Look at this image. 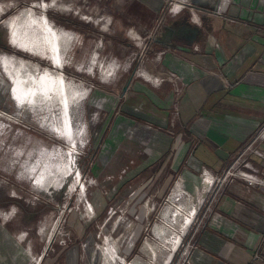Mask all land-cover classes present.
<instances>
[{"label": "rangeland", "instance_id": "obj_1", "mask_svg": "<svg viewBox=\"0 0 264 264\" xmlns=\"http://www.w3.org/2000/svg\"><path fill=\"white\" fill-rule=\"evenodd\" d=\"M193 1L0 0V264H184L259 197L212 172L204 197L176 184L189 78L166 58L198 55L167 25Z\"/></svg>", "mask_w": 264, "mask_h": 264}, {"label": "crops", "instance_id": "obj_2", "mask_svg": "<svg viewBox=\"0 0 264 264\" xmlns=\"http://www.w3.org/2000/svg\"><path fill=\"white\" fill-rule=\"evenodd\" d=\"M184 4L188 9L174 14L167 26L172 32L178 31L180 48L192 49L198 62L184 59L174 51L177 57L168 55L166 64L181 77L189 78L181 122L183 141L189 145L183 146L178 165L181 168L185 162L191 172H183L176 184L196 192L210 184V172L218 175L226 170L250 136L264 124V0H194ZM182 7L181 4L178 9ZM190 31L192 39L187 40L186 32ZM190 106L192 113L187 110ZM165 140L164 137L159 143ZM168 141L164 146L157 145L158 150L164 151L159 152L160 156L167 154V165L175 151L173 138ZM255 158L249 159L264 168V163ZM201 167L205 168L204 174L198 176ZM259 193V197L255 193L257 199L252 202H248L251 198L242 200L243 211L237 217L234 211L231 213L234 207L228 208L226 212L233 222L202 231L191 259L186 260L188 264H261L254 260L264 229V191ZM237 225L244 229L242 238L234 235ZM170 259L166 257L165 263Z\"/></svg>", "mask_w": 264, "mask_h": 264}, {"label": "built area", "instance_id": "obj_3", "mask_svg": "<svg viewBox=\"0 0 264 264\" xmlns=\"http://www.w3.org/2000/svg\"><path fill=\"white\" fill-rule=\"evenodd\" d=\"M253 156L259 158L264 163V124L260 126L252 140L234 157L230 166L221 174L216 175V180L224 183L226 181L241 179L249 186L264 191V168L255 165L249 159ZM215 220V225L218 228L222 227L226 222L220 214L215 217ZM234 235L241 238L244 236V229L241 225L235 227ZM254 260L264 264V229L261 232V239L254 254ZM188 263L189 261H184V264Z\"/></svg>", "mask_w": 264, "mask_h": 264}, {"label": "bare ground", "instance_id": "obj_4", "mask_svg": "<svg viewBox=\"0 0 264 264\" xmlns=\"http://www.w3.org/2000/svg\"><path fill=\"white\" fill-rule=\"evenodd\" d=\"M49 72V71H48ZM57 73V72H56ZM52 75V74H51ZM56 75V78L54 77V79H53V82L54 83H56V87H59V86H61V84H59V77L60 78H62V74L61 73H59L58 72V74H55ZM45 76V75H44ZM53 76V75H52ZM51 76V77H52ZM52 83V81H49V83ZM53 84V83H52ZM53 86V85H52ZM61 88H62V86H61ZM54 89V88H53ZM30 92V91H29ZM29 92H27V93H29ZM34 92V91H33ZM209 177V176H208ZM206 178V177H205ZM213 182H214V178H213V180H212V178H211V182H209L210 184L209 185H206L205 187V194H203V196L202 197H204L207 193H208V191L210 190V187L212 186V184H213ZM201 197H200V194H199V192L197 191V199L199 200ZM198 204V203H197ZM195 212H198V209H197V207L195 208ZM194 217V216H193ZM192 218V217H191ZM191 218H188L187 220V223L183 226V228L185 229V233H186V231H187V229H189V224H190V220L189 219H191ZM191 226V225H190ZM183 229V230H184ZM184 235V234H183ZM166 240V239H165ZM179 241V240H178ZM180 242V241H179Z\"/></svg>", "mask_w": 264, "mask_h": 264}, {"label": "trees", "instance_id": "obj_5", "mask_svg": "<svg viewBox=\"0 0 264 264\" xmlns=\"http://www.w3.org/2000/svg\"><path fill=\"white\" fill-rule=\"evenodd\" d=\"M7 48L9 49V46H7ZM9 200V199H8ZM9 203H17V204H21V202L19 200H16L14 198L10 199L9 201L5 202V205L9 204ZM22 205V204H21ZM22 208L23 205H22ZM40 211L39 210H36V215H39Z\"/></svg>", "mask_w": 264, "mask_h": 264}, {"label": "flooded vegetation", "instance_id": "obj_6", "mask_svg": "<svg viewBox=\"0 0 264 264\" xmlns=\"http://www.w3.org/2000/svg\"><path fill=\"white\" fill-rule=\"evenodd\" d=\"M2 46H3V45H2ZM3 47H4V48H7L6 45H4ZM38 184H39V182H38Z\"/></svg>", "mask_w": 264, "mask_h": 264}]
</instances>
